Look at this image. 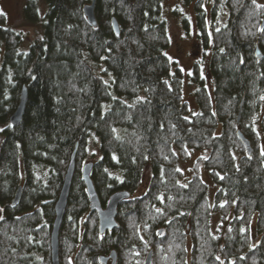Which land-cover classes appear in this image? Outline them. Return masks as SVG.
I'll list each match as a JSON object with an SVG mask.
<instances>
[{
  "label": "trees",
  "instance_id": "obj_1",
  "mask_svg": "<svg viewBox=\"0 0 264 264\" xmlns=\"http://www.w3.org/2000/svg\"><path fill=\"white\" fill-rule=\"evenodd\" d=\"M91 1L43 0L41 12L25 0V19L39 25L28 44L0 8V264H51L54 206L76 145L60 264H102L112 249L116 264H144L150 250L151 264H264V113L251 114L257 97L264 103L254 56L264 2L178 0L173 13L196 29L185 70L167 53L164 0H95L96 25L84 12ZM88 161L102 205L130 192L103 233L82 177Z\"/></svg>",
  "mask_w": 264,
  "mask_h": 264
},
{
  "label": "water",
  "instance_id": "obj_2",
  "mask_svg": "<svg viewBox=\"0 0 264 264\" xmlns=\"http://www.w3.org/2000/svg\"><path fill=\"white\" fill-rule=\"evenodd\" d=\"M94 5H95V0H92L91 3L86 4L84 6L85 15L87 16L88 21L92 25L97 24L94 13ZM263 25H264V16L261 22V26ZM112 26L114 28L115 33H119V25L114 17L112 18ZM255 55L257 58H262L264 57V52H262L259 47H256ZM26 100H27V88L26 86H23L20 93L19 103L16 109L14 110V112L10 115L11 124L17 125L21 122L23 112L25 109ZM237 135L240 142L244 145L247 155L250 156L252 153V146L250 140L244 135V133L240 129L237 130ZM76 150H77V145L75 146L70 156L68 167L64 175L63 183L54 206L55 218L53 220L52 230L50 234L51 264H60L59 231L65 213L68 194L74 173ZM92 165L93 163L91 161L83 163L81 167L82 177L85 182L86 191L89 196V202H90L89 208L91 211H95L97 213L98 228L100 233H103L106 230H113L118 226V221L116 218L117 207L123 199L129 197L130 192L127 190L115 191L108 197L105 205H102L98 197L97 191L95 189L93 180L91 178ZM19 196H20V188L17 190L15 197L13 198L12 204L18 201ZM159 232H161V230ZM98 258L99 261L103 264H107L109 259L112 260L110 264H116L117 251L115 249H112L108 254H101L99 255ZM151 263H152V251L150 250L144 259V264H151Z\"/></svg>",
  "mask_w": 264,
  "mask_h": 264
},
{
  "label": "rangeland",
  "instance_id": "obj_3",
  "mask_svg": "<svg viewBox=\"0 0 264 264\" xmlns=\"http://www.w3.org/2000/svg\"><path fill=\"white\" fill-rule=\"evenodd\" d=\"M41 7V12L43 11L45 5L43 0H38ZM264 2V0H259ZM25 0H0V8L6 14V19L9 24L20 29L25 34L24 44L28 42L33 37L36 32V27L38 24L28 22L23 13V6ZM165 3V14L167 18L168 35H169V46L167 49L168 55L177 61V63L185 70L189 69L192 65L193 59H195V49L194 46L196 40V29L194 26L190 27V31L187 32L182 25L181 15L173 13L174 7L178 0H164ZM180 7L183 8V12L192 17V10L189 7H183L182 3L179 2ZM180 11V10H179ZM258 147L264 150V134L261 142H258ZM192 164L191 162H183L182 168L185 173H188L189 168ZM149 176L148 170L145 173L142 187L138 189L141 191L144 187V183ZM1 214V211H0Z\"/></svg>",
  "mask_w": 264,
  "mask_h": 264
},
{
  "label": "flooded vegetation",
  "instance_id": "obj_4",
  "mask_svg": "<svg viewBox=\"0 0 264 264\" xmlns=\"http://www.w3.org/2000/svg\"><path fill=\"white\" fill-rule=\"evenodd\" d=\"M194 26V25H193ZM195 27V26H194ZM196 44L194 43V46H195ZM257 47H259V46H257ZM260 48V47H259ZM261 49V51L262 52H264V48L262 49V48H260ZM254 56H255V58L257 59V60H264V57H262V58H257L256 57V55H255V49H254ZM258 98V101L260 102V109L257 111V110H255L254 109V106H255V104H253V107H251L252 109V113L251 114H259V113H261V114H263L264 113V103H263V100H262V98L263 97H261V96H259V97H257ZM242 130V129H241ZM243 133H244V131H243ZM244 135L246 136V134L244 133ZM249 140H250V143H251V146H252V151H253V144H252V140H251V138H249L248 136H246ZM262 136H260V139H259V142H261V140H262ZM244 146V145H243ZM245 148V147H244ZM261 151H264V150H262V149H260ZM109 262L110 261H108V263L107 264H109ZM103 264V263H102Z\"/></svg>",
  "mask_w": 264,
  "mask_h": 264
},
{
  "label": "bare ground",
  "instance_id": "obj_5",
  "mask_svg": "<svg viewBox=\"0 0 264 264\" xmlns=\"http://www.w3.org/2000/svg\"><path fill=\"white\" fill-rule=\"evenodd\" d=\"M108 261H110V262H109V264H110L112 260H111V259H109ZM107 263H108V262H107ZM116 263H117V262H116Z\"/></svg>",
  "mask_w": 264,
  "mask_h": 264
}]
</instances>
